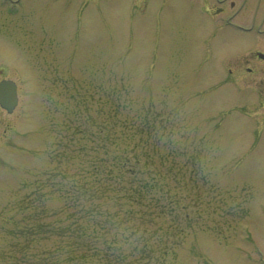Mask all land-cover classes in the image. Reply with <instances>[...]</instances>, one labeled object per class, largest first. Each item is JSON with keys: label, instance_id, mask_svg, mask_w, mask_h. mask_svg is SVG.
Wrapping results in <instances>:
<instances>
[{"label": "rangeland", "instance_id": "rangeland-1", "mask_svg": "<svg viewBox=\"0 0 264 264\" xmlns=\"http://www.w3.org/2000/svg\"><path fill=\"white\" fill-rule=\"evenodd\" d=\"M71 1L0 36V264H264V84L225 68L264 38L201 49L183 0Z\"/></svg>", "mask_w": 264, "mask_h": 264}, {"label": "flooded vegetation", "instance_id": "flooded-vegetation-1", "mask_svg": "<svg viewBox=\"0 0 264 264\" xmlns=\"http://www.w3.org/2000/svg\"><path fill=\"white\" fill-rule=\"evenodd\" d=\"M27 1L29 0H0V36L6 33L8 35L17 34L19 37L21 35L33 37V27L22 26L25 22L22 20V10L26 7ZM85 1L91 6V4L93 5L100 0H72V13L76 14V21L81 20ZM139 1L141 2V8L147 10L150 0ZM183 2L188 4L192 17L198 19L195 24L198 41L194 44V47L201 48L209 46V44L212 46L211 44H213L217 35L225 32L252 34L255 39L261 40L262 37L264 38V0H183ZM202 20L204 22H201ZM41 29L44 30L45 28ZM201 32L207 34L202 36ZM42 33V35L47 34L45 31ZM39 35H35L31 43L35 44ZM213 35L214 39L212 41ZM15 43L17 46L21 45L20 40L17 41L16 39ZM258 44L249 47L246 54L241 53L236 58L228 61V63H233L227 66L228 76L234 78L237 82L246 78L253 82L258 80L261 84H264V78L261 76V69L264 71V60L259 55V53L264 55V43L260 47H256ZM15 66H19V64L0 56V82L12 81L19 101V81L13 79L7 73V68ZM257 95L264 97V89L263 91H257ZM0 115L4 116L8 113L0 108Z\"/></svg>", "mask_w": 264, "mask_h": 264}, {"label": "water", "instance_id": "water-1", "mask_svg": "<svg viewBox=\"0 0 264 264\" xmlns=\"http://www.w3.org/2000/svg\"><path fill=\"white\" fill-rule=\"evenodd\" d=\"M2 96L3 95L0 92V104L2 107H5L10 112L12 107L15 105V98L9 95H5L4 98Z\"/></svg>", "mask_w": 264, "mask_h": 264}]
</instances>
